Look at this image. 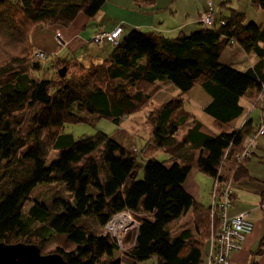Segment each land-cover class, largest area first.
<instances>
[{
	"label": "trees",
	"instance_id": "1",
	"mask_svg": "<svg viewBox=\"0 0 264 264\" xmlns=\"http://www.w3.org/2000/svg\"><path fill=\"white\" fill-rule=\"evenodd\" d=\"M156 1L133 5L153 7ZM226 4L221 9L227 15L217 20L214 14L212 27L189 34L121 33L111 53L96 62L39 59L30 34L36 26L68 28L79 15L93 19L105 0H0V243L35 245L44 254V246L62 240L68 248L47 254L66 264H121V252L131 264L201 263L211 221L183 185L193 168L219 192L248 177L250 155L241 156L260 124L248 120L239 128L237 121L241 99L253 98L258 107L264 87V22L246 21ZM250 5L264 11V0ZM234 46L254 55L256 64L241 71L223 63V52ZM157 83L182 95L200 85L210 99L201 110L211 126L169 101L148 114L144 149L150 155L140 159L103 133L79 139L63 133L89 117L119 126L150 100L147 91ZM159 151L167 156L163 162L155 159ZM55 186L62 194L34 196ZM190 210L196 233L178 229ZM124 211L142 217L121 251L101 228Z\"/></svg>",
	"mask_w": 264,
	"mask_h": 264
},
{
	"label": "crops",
	"instance_id": "2",
	"mask_svg": "<svg viewBox=\"0 0 264 264\" xmlns=\"http://www.w3.org/2000/svg\"><path fill=\"white\" fill-rule=\"evenodd\" d=\"M194 1L196 3L193 8L194 12L183 14V1L179 3V0H170L167 3H164L163 0H157L153 7L143 8H135L133 0H105L104 7L93 19L79 15L68 28L34 27L30 34V42L36 50L43 51L53 56V58L55 56L73 61L91 58L95 59L96 62H100L111 53L113 46L110 43H105L102 46L94 45L92 38L97 33L110 32L116 26L121 25L123 27L122 36L132 30L154 32L167 38H173L180 33L189 34L202 28L198 24L197 19L198 15L207 8L208 2L217 10L221 9L222 3L227 2L226 6L243 13L246 21H252L256 24L264 22V11L253 8L250 5V0H243V6L241 0ZM226 13L228 14V11ZM183 16L187 18L184 22ZM179 19L182 22L178 23ZM56 33L62 35L65 46L59 47L56 45L54 41ZM231 49L244 53L238 46L229 48L222 54L221 61L223 63L225 61V64L236 68L240 66L237 69H241V71H245L256 64L257 58L254 55L251 54L248 61L244 58L242 59L241 55L240 57L236 56L239 53H232ZM254 102L255 99L253 98L241 99L244 112L240 120L237 121V127L240 128L248 120L255 126L260 124L261 113L264 111V97L258 107H254ZM187 110L193 114L192 109ZM206 122L209 123V121ZM203 123L205 124V122ZM245 169L248 177L233 184V204L228 209L227 214L235 216L239 213H246L247 220L254 227L252 232L244 239L241 249L231 255L228 264H264V135L257 139V145L246 161ZM189 180L188 175L183 185L185 191L195 198L199 204L209 206L210 194L205 196L204 193H201L200 187L196 183L193 184L195 188V193L193 194L192 190L187 187ZM188 216L190 221L187 225L192 228L194 227V218L191 210L186 214V217ZM183 226L185 225L183 224ZM207 242L208 239L202 242L203 251L200 264L206 263Z\"/></svg>",
	"mask_w": 264,
	"mask_h": 264
},
{
	"label": "rangeland",
	"instance_id": "3",
	"mask_svg": "<svg viewBox=\"0 0 264 264\" xmlns=\"http://www.w3.org/2000/svg\"><path fill=\"white\" fill-rule=\"evenodd\" d=\"M168 1H170V0H163L164 3H167ZM181 1H183V14L189 13V12H194L193 8L196 6V3L194 0H179V3H182ZM241 2H242V6H243L244 1L241 0ZM209 3L210 2H208V4ZM207 9L215 12V17L217 20L220 19L219 17L225 16L227 14L226 13L227 11L224 9H220V10L214 9L212 4L210 7H208V5H207ZM204 11L205 10H203L198 15V19L204 13ZM220 12H221V14H220ZM178 14L183 15L182 13H178ZM186 19L187 18H185V16H183V22ZM198 19H197V22H198ZM180 22H182L181 19L178 20V23H180ZM198 24H199V22H198ZM199 25L202 27L201 24H199ZM57 34H60V33L55 34L54 41H55L56 45L58 46V44L56 42V40H57L56 35ZM60 37L63 39L61 34H60ZM63 42L64 43L59 47L65 46V41L63 40ZM6 43H7L6 49L11 51L13 54H15L17 51L15 52L14 44H12L9 41H6ZM92 43L94 45H96L93 41H92ZM104 44L96 45V46H102ZM41 52H43V51H41ZM231 52L232 53L238 52L239 55L237 54L236 56L240 57V55H241L242 59L244 58L245 60H248V61H249V56L251 55V54L245 55L244 53L242 54L239 50L233 51L231 49ZM42 54H43L44 59L46 57H50V58L53 57V56L48 55L45 52H43ZM233 56H235V54H233ZM50 58L45 60V61H42V63L44 65H49L50 61H51ZM1 61L2 60H0V64H1ZM224 63H225V61H224ZM237 68H240V66ZM239 70H241V69H239ZM147 92H148V95L150 96V100L143 105V107L141 108L140 111H138L137 113L128 117L127 119H124L123 122L119 126H116L112 122L105 120V119H98V118H90L89 117L88 122H86V123L66 125L63 128V133L70 134L75 139L89 138V137L95 136L97 133H103L115 141L119 140L126 147H130V149L135 154V156L137 155V158L140 159L141 155H146V153H147L144 149L145 148V142H146L144 139L148 140V138L150 136L149 134H150L151 124L148 121L147 116L151 111L159 109L165 103H167L169 101H179L181 103L180 108H183L184 110L185 109H192V112L197 117V119L205 122L206 125L210 124V123H207L206 121H208V120L212 121L201 110L204 106L207 105V103L209 102L210 99L207 96V94L203 91V89L201 88L200 85H195L194 88L191 90V92L187 93L186 95L179 94V92L176 89H174L172 86H170L168 84H164V83H157L154 86L149 87V90ZM254 104H255V102H254ZM246 109H249V108H246ZM208 126H211V125H208ZM246 146H247V142L245 144V147ZM148 151L149 152L147 154L150 155V150H148ZM148 155H146V156H148ZM54 156H55V153L51 152L49 155V158L52 159ZM166 157L167 156L161 151H159L155 155V159L157 161H160V162H163L164 160H166L165 159ZM141 176H142V173L139 174L138 178L140 179ZM189 179L190 180H189L187 187L189 188V190H192L193 194L195 193V188L193 187L194 183H196L200 187L201 193H204L205 196H209V194H210L209 206H204V208H207L208 219H210V221H211L212 220L211 206L213 207V203H214L213 180L211 178L207 177L206 175L202 174L201 172H198L196 170V168H193L190 171ZM58 189H59V192L62 194L63 189H60V188H58V186H55L53 188L52 187L51 188H46V187L39 188L34 192V196L39 198V199L49 198L51 196L50 192L56 191ZM233 195L234 194L232 192L230 195L231 200H233ZM193 199L195 200V198H193ZM208 207H209V209H208ZM121 214L126 215L127 217L131 218L130 223H131L132 227H130L128 229L129 231L127 230L128 232L126 234H124V232H123V231H125L124 227L119 226V229H118L119 231L116 230L114 233L111 232V234L114 236V238L117 241H120V243H121L120 250L124 251V249L128 247L125 244L126 237L128 235H130V237H131L134 234V232L136 231V229L140 223L139 219L142 216L140 214L135 215L134 213H130L129 211H124V212L119 213V215H121ZM117 215H114L113 217H115ZM192 216L194 218L193 212H192ZM113 217H111V218H113ZM189 221H190L189 216L188 217L185 216L179 222L180 226L178 227V229H180V228L183 229V227H186L188 229H191L193 233L197 232L195 227L190 228L189 225H187L189 223ZM183 224L185 226H183ZM106 225H105V227H106ZM104 228H101V229L105 233ZM57 246L68 248L62 242V240H59L57 242H51V243L47 244L46 246H44L45 248H44L43 253L44 254L52 253L56 250ZM121 257H122V263L121 264H131V260L129 259V257L123 255L122 252H121ZM144 264H152V261H148L147 263H144Z\"/></svg>",
	"mask_w": 264,
	"mask_h": 264
},
{
	"label": "built area",
	"instance_id": "4",
	"mask_svg": "<svg viewBox=\"0 0 264 264\" xmlns=\"http://www.w3.org/2000/svg\"><path fill=\"white\" fill-rule=\"evenodd\" d=\"M210 6L211 4L209 3L208 7ZM198 22L201 23L202 27L204 28L212 27L215 22L213 11H210L206 8L204 13L199 17ZM122 32L123 27L118 25L110 32L97 33L92 38V41L96 45H101L105 42L115 45L117 44ZM56 38L58 46H61L64 42L60 37V34H57ZM36 57L39 59H44L42 52H37ZM263 97L264 87L259 98L262 99ZM263 135L264 111L261 113V122L258 131L247 140V146L245 147L241 156L242 159L248 157L251 154L257 145V139ZM213 185L214 203L213 207L211 206V233L207 242L208 251L205 264H228L231 259V255L241 249L244 239L252 232L254 225L247 220L246 213H239L235 216H229L227 214L228 209H230L233 204V200L230 199L233 184H229L220 192L218 191L217 183H214ZM118 215L111 218L107 223L106 227L104 228L106 234L112 235L111 232L114 233L119 229V226L124 227L125 231L123 232L126 234L129 231L128 229L132 227L130 223L131 218L122 214L119 216ZM117 242L120 247V241Z\"/></svg>",
	"mask_w": 264,
	"mask_h": 264
},
{
	"label": "water",
	"instance_id": "5",
	"mask_svg": "<svg viewBox=\"0 0 264 264\" xmlns=\"http://www.w3.org/2000/svg\"><path fill=\"white\" fill-rule=\"evenodd\" d=\"M63 74V73H62ZM0 264H66L57 254H42L35 245L0 243Z\"/></svg>",
	"mask_w": 264,
	"mask_h": 264
},
{
	"label": "bare ground",
	"instance_id": "6",
	"mask_svg": "<svg viewBox=\"0 0 264 264\" xmlns=\"http://www.w3.org/2000/svg\"><path fill=\"white\" fill-rule=\"evenodd\" d=\"M199 24H201V23H199Z\"/></svg>",
	"mask_w": 264,
	"mask_h": 264
}]
</instances>
